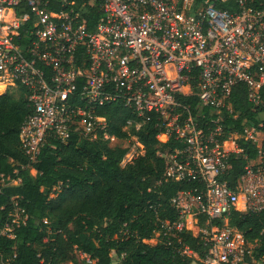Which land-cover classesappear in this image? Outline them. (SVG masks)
Returning <instances> with one entry per match:
<instances>
[{
	"label": "built area",
	"instance_id": "built-area-1",
	"mask_svg": "<svg viewBox=\"0 0 264 264\" xmlns=\"http://www.w3.org/2000/svg\"><path fill=\"white\" fill-rule=\"evenodd\" d=\"M240 83L257 104L256 90L264 85V0H0V94L25 90L31 112L18 139L29 170L36 172L31 165L48 141L66 142L72 134L126 146L124 167L144 154L130 129L154 119L160 141L182 144L165 156L164 178L192 183L172 196L177 217L158 219V233L175 239L177 252L193 264H248L257 244L228 222L233 210H264L261 125L236 133L222 124ZM111 103L131 112L124 138L108 134L106 118L95 113ZM239 138L256 146L257 157L246 161L231 187L222 174L228 155L243 152ZM13 204L10 224L0 230L10 237L27 217ZM182 231L199 236L202 257L181 243ZM0 264L10 262L0 256Z\"/></svg>",
	"mask_w": 264,
	"mask_h": 264
},
{
	"label": "trees",
	"instance_id": "trees-1",
	"mask_svg": "<svg viewBox=\"0 0 264 264\" xmlns=\"http://www.w3.org/2000/svg\"><path fill=\"white\" fill-rule=\"evenodd\" d=\"M86 17L92 30L96 13L91 10ZM256 93L259 101L253 104L244 83L233 87L232 113L223 114L226 129L242 133L246 125L258 126L259 114L264 112V85ZM186 99L192 108L194 99ZM30 112L24 88L0 94V230L10 224L14 202L27 216L25 223L12 227L11 237L0 234L2 258H9L10 264H193V257L177 252L175 239L158 233V219L177 217L172 196L192 186L191 181L164 178L165 156L180 148V142L160 141L154 119L137 132L130 127L143 143L144 154L121 167L126 146L72 134L66 142L50 140L41 148L31 165L36 171L32 175L18 139L20 125ZM95 113L106 118L108 134L127 136L124 126L132 116L128 108L111 103L97 107ZM261 122L258 128L264 130V119ZM237 145L243 152L228 155L230 167L222 174L231 187L246 161L257 157L250 141L239 138ZM3 176L20 181L2 182ZM228 222L245 239L257 241L248 264H264V210H233ZM153 237L154 243L142 241ZM179 237L199 258L204 255L206 247L199 236L182 231Z\"/></svg>",
	"mask_w": 264,
	"mask_h": 264
},
{
	"label": "rangeland",
	"instance_id": "rangeland-1",
	"mask_svg": "<svg viewBox=\"0 0 264 264\" xmlns=\"http://www.w3.org/2000/svg\"><path fill=\"white\" fill-rule=\"evenodd\" d=\"M264 119V112H262V113H260L259 114V124L258 125H261L262 126V124L261 123H263V122H261L262 120ZM261 126H258V127H261ZM260 132H261V134L259 135V138H260V140L262 141V143H264V136H262L263 135V133L262 132H264V130L262 129V130H260ZM29 172H30V174H35V172L34 171H32V170H29ZM12 183V182H11ZM48 238V237H47ZM155 238V237H154ZM112 256H113V259H115L116 257H115V255L114 254H112ZM9 258H3V262L4 263H7V261L8 262H10V260H8ZM62 264H67L66 262H64V263H62Z\"/></svg>",
	"mask_w": 264,
	"mask_h": 264
},
{
	"label": "clouds",
	"instance_id": "clouds-1",
	"mask_svg": "<svg viewBox=\"0 0 264 264\" xmlns=\"http://www.w3.org/2000/svg\"><path fill=\"white\" fill-rule=\"evenodd\" d=\"M161 139H163V137H161Z\"/></svg>",
	"mask_w": 264,
	"mask_h": 264
}]
</instances>
